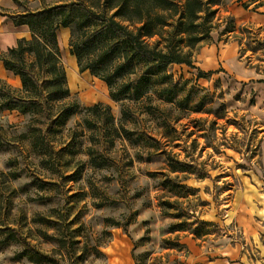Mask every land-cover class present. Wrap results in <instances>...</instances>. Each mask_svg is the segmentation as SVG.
Masks as SVG:
<instances>
[{
	"label": "rangeland",
	"instance_id": "1",
	"mask_svg": "<svg viewBox=\"0 0 264 264\" xmlns=\"http://www.w3.org/2000/svg\"><path fill=\"white\" fill-rule=\"evenodd\" d=\"M77 1L23 0L18 11ZM237 3L254 0H223L210 33L202 20L185 33L175 16L146 40L192 66L137 83L148 65L135 58L123 82L147 94L123 102L70 54L74 35L92 39L84 62L110 50L120 61L118 37H95L103 22L70 16L57 32L69 97L0 112V264H36L37 254L46 264H133V254L139 264H264V27L235 20ZM97 104L113 118L90 110Z\"/></svg>",
	"mask_w": 264,
	"mask_h": 264
},
{
	"label": "trees",
	"instance_id": "2",
	"mask_svg": "<svg viewBox=\"0 0 264 264\" xmlns=\"http://www.w3.org/2000/svg\"><path fill=\"white\" fill-rule=\"evenodd\" d=\"M258 1L260 0H254V3ZM85 2L86 0H79L77 3H68L19 15L3 14L9 17L17 27L27 26L32 37L31 39H19L16 47L0 57L5 69L19 77L21 81V88H13L0 78V112L37 113L42 105L65 101L69 97L71 91L67 87V73L61 62L57 32L59 29H69L72 25L69 21L70 16L75 11H77V18L80 15L88 23L103 22V26L98 31H94L96 32L95 37L102 34H111L113 38L118 37L117 43L127 52L120 61L116 62H114V56L110 59L112 61L107 58L111 50L102 51L97 59L84 62V53L92 47V39L73 44L74 35L70 38L73 48L70 54L77 59L80 71L82 73L88 71L105 82L112 100L123 102L132 98L138 100L147 94L140 87L123 82L126 76L135 72V58L148 65L137 83L154 77L159 78L161 71L172 64L192 66V63L180 54L161 53L150 49L146 40L161 37L165 28L170 26L169 21L175 16H179L183 22L182 25L186 28L183 31L185 33L191 29L195 30L197 28L195 22L199 20L207 23L206 31L210 33L212 21L218 13L215 7H219L223 0H98V5H101L104 12L116 11L112 17H107L105 13H96L91 7L85 5ZM259 5L262 6L263 3ZM115 17L137 26L136 33L127 30L115 20ZM86 28L88 30L89 26L87 25ZM234 31L232 29L229 32ZM200 74V77H207L212 72ZM166 76L163 75L162 78ZM103 107L112 119L110 108L102 104H97L90 110L98 111ZM73 114V111L68 110L66 117L59 115L53 123L60 121L63 123ZM101 164L95 165L101 167ZM179 172L183 170L180 169ZM136 247L135 244L134 249ZM133 257L136 264H139L134 254ZM31 260L36 264L47 263L45 257L39 254L31 257Z\"/></svg>",
	"mask_w": 264,
	"mask_h": 264
},
{
	"label": "crops",
	"instance_id": "3",
	"mask_svg": "<svg viewBox=\"0 0 264 264\" xmlns=\"http://www.w3.org/2000/svg\"><path fill=\"white\" fill-rule=\"evenodd\" d=\"M22 1L23 0H0V57L5 56L10 49L16 47L19 39L30 37L29 28L27 26L17 27L9 17L3 16V14L19 15L26 13H19L18 11L19 4ZM260 3H263V5L260 6ZM231 13L233 14L234 19L240 24L251 22L264 27V0L252 4L249 8H246L244 3H237L231 9ZM76 64L78 66L77 59ZM0 78L8 84H13L17 87L21 86L19 77H16L13 73L7 71L1 60ZM132 258L133 264H136L133 255Z\"/></svg>",
	"mask_w": 264,
	"mask_h": 264
}]
</instances>
